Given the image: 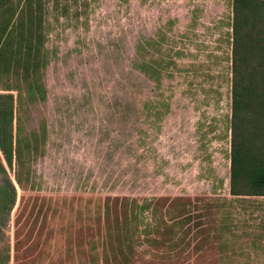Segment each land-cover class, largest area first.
Here are the masks:
<instances>
[{
	"label": "rangeland",
	"instance_id": "rangeland-1",
	"mask_svg": "<svg viewBox=\"0 0 264 264\" xmlns=\"http://www.w3.org/2000/svg\"><path fill=\"white\" fill-rule=\"evenodd\" d=\"M11 12L23 166L0 171V264H264V195L230 192L232 0H0V27Z\"/></svg>",
	"mask_w": 264,
	"mask_h": 264
},
{
	"label": "trees",
	"instance_id": "trees-1",
	"mask_svg": "<svg viewBox=\"0 0 264 264\" xmlns=\"http://www.w3.org/2000/svg\"><path fill=\"white\" fill-rule=\"evenodd\" d=\"M15 13L0 27V63L13 54L4 52ZM232 79L230 192L233 195H264V0H232ZM2 98V97H1ZM14 97L0 101V171L17 167L21 185L22 153L14 128ZM15 129V131H14ZM2 210L12 209L16 188L10 178L0 185Z\"/></svg>",
	"mask_w": 264,
	"mask_h": 264
},
{
	"label": "crops",
	"instance_id": "crops-1",
	"mask_svg": "<svg viewBox=\"0 0 264 264\" xmlns=\"http://www.w3.org/2000/svg\"><path fill=\"white\" fill-rule=\"evenodd\" d=\"M144 11H146V8H143Z\"/></svg>",
	"mask_w": 264,
	"mask_h": 264
}]
</instances>
